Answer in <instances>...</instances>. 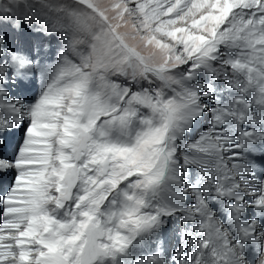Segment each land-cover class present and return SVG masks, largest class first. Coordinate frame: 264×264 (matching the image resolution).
<instances>
[{
  "label": "snow or ice",
  "instance_id": "6c2138e0",
  "mask_svg": "<svg viewBox=\"0 0 264 264\" xmlns=\"http://www.w3.org/2000/svg\"><path fill=\"white\" fill-rule=\"evenodd\" d=\"M22 23L55 59L0 30V264H129L172 221L134 264H264V0H0Z\"/></svg>",
  "mask_w": 264,
  "mask_h": 264
},
{
  "label": "rangeland",
  "instance_id": "374dc122",
  "mask_svg": "<svg viewBox=\"0 0 264 264\" xmlns=\"http://www.w3.org/2000/svg\"><path fill=\"white\" fill-rule=\"evenodd\" d=\"M97 3L101 8L108 9L109 5L112 3V0H97ZM109 16L112 15V12L109 10L107 13ZM116 23V21H114ZM21 31L11 30L10 28H0L6 32L8 37V42L13 47L18 45H23L24 50L27 51L34 59L39 58L40 62L43 64L45 62L51 63L55 59V50L52 49L50 54H46L44 49L41 48L39 52L34 50L35 45L40 41L45 39V37L36 31H33L32 28H29L27 24L21 25ZM121 32H130V25H126L120 28ZM51 39L55 42L56 46H59V41L55 39V36L51 37ZM203 79V77H202ZM24 84L27 86L26 88L19 89L20 92H23L25 95L29 97V100L33 97V95L39 91L40 82L37 76L30 74L28 77L24 79ZM222 87V86H220ZM207 121L201 120L200 124L196 125L195 130L189 129L188 132L185 133V136L189 138H195L196 135L200 131L206 127ZM259 166H262L264 169V159L258 158L257 160ZM256 174L259 178H264L261 176V171L259 167L257 168ZM180 227L176 223V221H172L167 229L163 231V234L160 238L159 242H149L145 241L142 246L133 247L131 250V257L126 258L129 260V264H134V259L141 253H146L152 251L155 247L156 243H162L163 248L167 253H171L176 247L179 246L180 238H179ZM250 254V253H249ZM251 255V254H250Z\"/></svg>",
  "mask_w": 264,
  "mask_h": 264
},
{
  "label": "bare ground",
  "instance_id": "6f19581e",
  "mask_svg": "<svg viewBox=\"0 0 264 264\" xmlns=\"http://www.w3.org/2000/svg\"><path fill=\"white\" fill-rule=\"evenodd\" d=\"M12 91H13V92H17V91H19V90H18L17 88L14 87V88L12 89ZM261 159H264V158H261ZM259 169H260L261 172L264 171V169H263L262 166H259ZM250 254H251V252H250Z\"/></svg>",
  "mask_w": 264,
  "mask_h": 264
}]
</instances>
